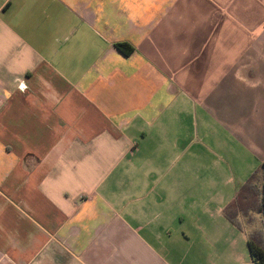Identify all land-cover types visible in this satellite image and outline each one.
<instances>
[{
  "label": "crops",
  "instance_id": "obj_1",
  "mask_svg": "<svg viewBox=\"0 0 264 264\" xmlns=\"http://www.w3.org/2000/svg\"><path fill=\"white\" fill-rule=\"evenodd\" d=\"M263 164L264 0H0V264H252Z\"/></svg>",
  "mask_w": 264,
  "mask_h": 264
},
{
  "label": "trees",
  "instance_id": "obj_2",
  "mask_svg": "<svg viewBox=\"0 0 264 264\" xmlns=\"http://www.w3.org/2000/svg\"><path fill=\"white\" fill-rule=\"evenodd\" d=\"M115 48L125 56L132 52V48L126 44H115ZM250 184H260L257 214L261 217V223L258 232L248 236L247 252L252 264H264V164L250 177L245 189H248ZM238 202L237 197V200L225 209L224 215L227 218L238 209Z\"/></svg>",
  "mask_w": 264,
  "mask_h": 264
}]
</instances>
